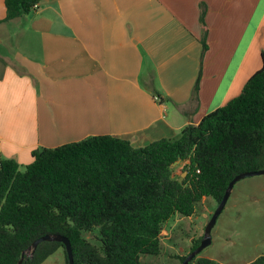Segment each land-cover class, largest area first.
Segmentation results:
<instances>
[{"label": "crops", "instance_id": "0c3cea01", "mask_svg": "<svg viewBox=\"0 0 264 264\" xmlns=\"http://www.w3.org/2000/svg\"><path fill=\"white\" fill-rule=\"evenodd\" d=\"M262 52L264 0H41L0 22V158L176 138L239 95Z\"/></svg>", "mask_w": 264, "mask_h": 264}, {"label": "trees", "instance_id": "16d2710c", "mask_svg": "<svg viewBox=\"0 0 264 264\" xmlns=\"http://www.w3.org/2000/svg\"><path fill=\"white\" fill-rule=\"evenodd\" d=\"M40 1L4 0L0 22ZM201 43L203 51L205 37ZM260 57L239 95L176 138L133 147L123 138L93 135L33 149L26 165L0 158V264H16L48 233L69 239L74 264H144L142 254L157 255L162 227L174 213L190 216L206 198L218 204L234 176L264 168V52ZM182 162L186 174L179 182L173 167ZM94 230L96 243L84 236ZM59 248L68 264L63 244L55 241L40 242L21 264H41ZM195 264L222 263L199 257ZM246 264H264V254Z\"/></svg>", "mask_w": 264, "mask_h": 264}, {"label": "rangeland", "instance_id": "374dc122", "mask_svg": "<svg viewBox=\"0 0 264 264\" xmlns=\"http://www.w3.org/2000/svg\"><path fill=\"white\" fill-rule=\"evenodd\" d=\"M178 178L185 176L178 164L173 167ZM217 203L203 199L190 216L174 213L161 230V250L157 255L142 254L144 264H182L192 244L202 239L205 226ZM97 230L84 232L96 243ZM264 254V174L244 177L231 190L225 206L210 231V243L191 261L206 257L222 264H246ZM41 264H66L62 248Z\"/></svg>", "mask_w": 264, "mask_h": 264}, {"label": "water", "instance_id": "95a60500", "mask_svg": "<svg viewBox=\"0 0 264 264\" xmlns=\"http://www.w3.org/2000/svg\"><path fill=\"white\" fill-rule=\"evenodd\" d=\"M184 174H186V171H184ZM262 174H264V168L258 169V170H250V171H246V172H241V173L237 174L236 176H234L230 180V182L228 183V185L225 189V192H224L221 200L217 204L216 209L212 213L209 221L207 222V224L205 226L204 233H203L202 239L200 240L199 245L195 249L190 251L185 256V258L182 261V264H188L189 261H191L197 254H199L210 243L211 228L213 227L218 215L220 214L223 207L225 206L226 201H227V199L231 193V190L233 188V185L238 180H240L244 177L254 176V175H262ZM181 180H182V178H178L179 182H181ZM43 241L61 242L63 244L65 251H66V254H67L68 264H74L73 263L72 248H71V244H70L69 239L66 236H64L62 234H58V233L44 234L42 236H39L35 240H33L32 243L28 246V248L26 250H24V252L21 254V258L16 264H21L24 256L32 257L37 245Z\"/></svg>", "mask_w": 264, "mask_h": 264}, {"label": "built area", "instance_id": "2783aa9c", "mask_svg": "<svg viewBox=\"0 0 264 264\" xmlns=\"http://www.w3.org/2000/svg\"><path fill=\"white\" fill-rule=\"evenodd\" d=\"M37 5L34 6V8L36 7ZM185 162H182V163H179V168L181 169L183 166H184Z\"/></svg>", "mask_w": 264, "mask_h": 264}]
</instances>
